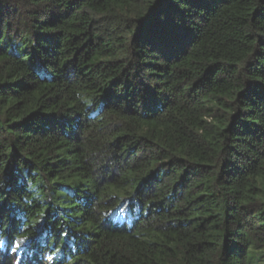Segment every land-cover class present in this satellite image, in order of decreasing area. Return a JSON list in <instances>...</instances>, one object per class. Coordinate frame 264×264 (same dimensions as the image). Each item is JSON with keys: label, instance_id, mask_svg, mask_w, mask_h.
I'll return each mask as SVG.
<instances>
[{"label": "trees", "instance_id": "obj_1", "mask_svg": "<svg viewBox=\"0 0 264 264\" xmlns=\"http://www.w3.org/2000/svg\"><path fill=\"white\" fill-rule=\"evenodd\" d=\"M0 264H264V0H0Z\"/></svg>", "mask_w": 264, "mask_h": 264}]
</instances>
